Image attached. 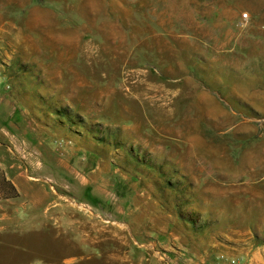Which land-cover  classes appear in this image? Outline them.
<instances>
[{"label":"rangeland","instance_id":"1","mask_svg":"<svg viewBox=\"0 0 264 264\" xmlns=\"http://www.w3.org/2000/svg\"><path fill=\"white\" fill-rule=\"evenodd\" d=\"M28 136L50 209L1 264H264V0H0V140Z\"/></svg>","mask_w":264,"mask_h":264},{"label":"crops","instance_id":"2","mask_svg":"<svg viewBox=\"0 0 264 264\" xmlns=\"http://www.w3.org/2000/svg\"><path fill=\"white\" fill-rule=\"evenodd\" d=\"M22 144H29L31 149L39 154L38 157L28 156L26 158V165L28 168L26 170L21 169V167L24 166L22 165L24 162L19 159L18 156L20 154L17 156V153L21 151L20 146H22ZM47 145H49V143L45 139L34 136H28L21 140L15 137L6 140V142L0 140L1 170L6 179L14 185L20 194L19 197L16 198H0L1 258L3 254L10 252V249H13L12 252L15 253L14 255H29V251L31 250L29 247L30 242L33 243L34 248L36 249V245L38 244L35 245L34 241L38 242L42 236L38 233L39 228L36 226L39 222L40 225H42L44 221L43 218L40 220L37 216L35 217V213L36 211H43L46 213V211L50 209V207H46V203L52 195L50 190L51 187L43 182L44 180H48L51 175H54L50 174L49 171L48 162L50 156ZM21 187L24 188L27 195H22L23 191H21ZM22 200L25 203L21 202ZM21 208H24V211L20 212ZM34 228L38 229L33 230ZM29 237H33V239L30 240ZM13 240L16 244L18 240H20L21 242H24L22 244L26 243V245L21 246V243L15 245L10 242ZM18 245L23 247V249H17ZM34 251L32 253H35ZM253 260L250 261V264H257V262Z\"/></svg>","mask_w":264,"mask_h":264},{"label":"trees","instance_id":"3","mask_svg":"<svg viewBox=\"0 0 264 264\" xmlns=\"http://www.w3.org/2000/svg\"><path fill=\"white\" fill-rule=\"evenodd\" d=\"M19 195L14 185L6 179L2 170H0V198H16Z\"/></svg>","mask_w":264,"mask_h":264},{"label":"built area","instance_id":"4","mask_svg":"<svg viewBox=\"0 0 264 264\" xmlns=\"http://www.w3.org/2000/svg\"><path fill=\"white\" fill-rule=\"evenodd\" d=\"M225 261H227V264H240V261L238 259H234V258H226Z\"/></svg>","mask_w":264,"mask_h":264}]
</instances>
